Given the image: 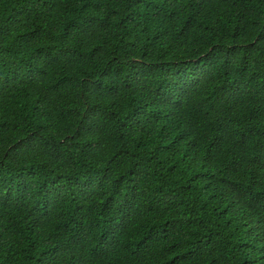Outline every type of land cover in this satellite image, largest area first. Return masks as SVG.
Here are the masks:
<instances>
[{
    "label": "trees",
    "instance_id": "obj_1",
    "mask_svg": "<svg viewBox=\"0 0 264 264\" xmlns=\"http://www.w3.org/2000/svg\"><path fill=\"white\" fill-rule=\"evenodd\" d=\"M0 264H264V0H0Z\"/></svg>",
    "mask_w": 264,
    "mask_h": 264
}]
</instances>
